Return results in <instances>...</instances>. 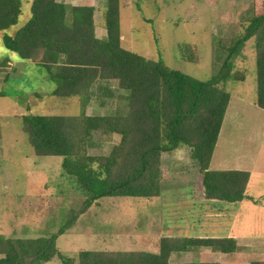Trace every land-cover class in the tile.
Returning a JSON list of instances; mask_svg holds the SVG:
<instances>
[{
    "label": "trees",
    "instance_id": "16d2710c",
    "mask_svg": "<svg viewBox=\"0 0 264 264\" xmlns=\"http://www.w3.org/2000/svg\"><path fill=\"white\" fill-rule=\"evenodd\" d=\"M21 5V0H0L4 48L43 68L56 86L52 95L63 101L77 99L82 109L70 116L23 115L21 129L36 156L61 158L63 180L83 201L57 233L25 238L0 235V264H42L54 258L61 264H217L175 263L170 256L200 247L223 253L236 251L233 238L164 236L158 240L156 251L81 249L70 257L57 249L56 239L103 198L159 196L166 172L163 157L179 150L187 156L185 169L195 173L189 191L195 200L213 206L244 200L259 203L247 194L248 171L214 170L210 163L231 99L224 83L244 80L245 76L234 70L233 59L241 56L250 39L255 51V102L264 110V0L259 8L252 9L243 30L227 48L226 57L219 54L222 63L206 80L122 47L121 0L105 1L103 38L96 35L93 6L71 5L64 0H32L31 16L8 34L5 31L18 22ZM5 58L0 66L10 61ZM6 76L8 79L9 74ZM99 83L108 87H100L96 94L105 100L118 96L126 102L125 112L86 114L92 88ZM95 131L118 135V142L107 154L89 153ZM175 202L183 203L180 209L187 204L185 200Z\"/></svg>",
    "mask_w": 264,
    "mask_h": 264
},
{
    "label": "rangeland",
    "instance_id": "374dc122",
    "mask_svg": "<svg viewBox=\"0 0 264 264\" xmlns=\"http://www.w3.org/2000/svg\"><path fill=\"white\" fill-rule=\"evenodd\" d=\"M105 1L101 5V15ZM89 2L91 0H78L79 4ZM121 3L122 47L147 59H161L171 68L206 80L216 74L222 63L219 54L226 57L227 48L243 30L252 9L260 7L261 0H121ZM21 4L18 22L5 31L8 34H13L31 16L32 0H21ZM2 35L0 32V62L5 57L10 61L0 66V235L25 238L54 234L71 213L81 207L83 198L63 180L60 157L35 155L21 129V117L27 114L78 115L82 109L78 100L66 102L53 96L56 86L45 70L5 49ZM252 43L250 39L241 56L233 59L234 70L244 75V80L231 79L224 83L231 99L214 165L220 158L223 169L255 167L253 172L260 175L253 174L248 193L264 207V110L255 102L256 66ZM92 93L96 94V87L92 88ZM94 101L91 115L110 116L126 111V102L118 96L106 99V110L98 109V100ZM93 135L97 145L89 153L107 154L109 147H113L106 146L110 142L108 135L99 131ZM132 199L135 198L99 200L77 223L57 237V249L74 257L81 249L122 248L119 241L123 236L131 238L149 226H145L144 213L158 214H154L153 201L143 198L145 203ZM182 205L175 201L164 205L165 219L169 207ZM251 227L248 226V233L258 234V237L264 235V216H259V225L253 231ZM255 248L262 250L260 246ZM42 264L61 263L54 258Z\"/></svg>",
    "mask_w": 264,
    "mask_h": 264
},
{
    "label": "crops",
    "instance_id": "0c3cea01",
    "mask_svg": "<svg viewBox=\"0 0 264 264\" xmlns=\"http://www.w3.org/2000/svg\"><path fill=\"white\" fill-rule=\"evenodd\" d=\"M103 1L104 0H99V4L97 3L98 0H91L89 4H79L78 0L76 4L74 2L71 4L69 1L65 2L71 5L93 6L95 9L96 35L99 38H103L106 35V29L103 26L102 20L103 14L101 15ZM121 39H124V37L122 36ZM105 84L106 83H99L93 87H96L97 92V89L99 90L100 87L107 86V84ZM94 99L98 100V109L106 110L107 101L105 99H101L99 95L93 93L92 100L86 108L87 115H91L90 108L95 104ZM74 100L77 101V99ZM91 116L98 115L92 114ZM221 131L222 127L211 159L210 169L248 171L250 173V178L247 194H249L248 190L253 182V174L258 173V175H260L259 172H253L255 171V167H251V169L247 167H239V169H223L220 168L223 161L220 158H217V161L215 162V165L217 166L214 165V156L216 148L219 146V140L222 133ZM92 138L93 145L91 149L97 145L94 141V137ZM108 138V141L110 142H108V145L106 146H113L119 140L118 135H112V137L108 136ZM111 148L109 147V149ZM163 158H165L163 159V166L165 167L164 169L166 172L161 180V194L157 197L148 199L149 202H154V208L156 209L154 214H158L154 216L152 213H144V216L146 217L144 218L145 226H149L142 229V233L134 234L131 238L128 235L123 236L119 241V244L122 246L120 249L132 250L134 248H138L141 250L156 251L158 247V240L164 236L228 237L233 238L236 241L237 250L234 252L223 253L218 250H212L209 247H200L194 248L193 251L190 249L185 252L172 253L170 261L175 263L195 261L217 264H250L252 261H264V235L258 237V234L253 235V233L247 232L248 226H252L251 231H253L254 228L259 225V216H264L263 205H260V203H254L250 200H244L234 205L220 206H213L211 203L197 201L192 197V194L189 193L193 182L195 181V173L191 171L190 168L185 169L187 162V156L185 153L179 150L172 155L166 154ZM250 196L252 197V195ZM252 198L254 201L256 200L254 197ZM132 200H138V202L143 201L145 203L147 202L143 198ZM178 200H185V202H187L186 207L185 205L181 209L177 207H169V209L165 211L167 216L165 219L163 209L164 205H167L170 201ZM257 212L261 213L257 214ZM188 213L190 216H188ZM169 214L172 215L173 218H170L168 216ZM253 215L256 217L254 218ZM256 246H260L262 250H256Z\"/></svg>",
    "mask_w": 264,
    "mask_h": 264
}]
</instances>
